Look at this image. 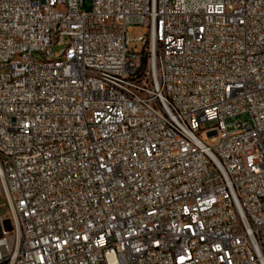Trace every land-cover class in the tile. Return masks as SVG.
Returning <instances> with one entry per match:
<instances>
[{
	"label": "built area",
	"instance_id": "obj_1",
	"mask_svg": "<svg viewBox=\"0 0 264 264\" xmlns=\"http://www.w3.org/2000/svg\"><path fill=\"white\" fill-rule=\"evenodd\" d=\"M0 264H264V0H0Z\"/></svg>",
	"mask_w": 264,
	"mask_h": 264
},
{
	"label": "rangeland",
	"instance_id": "obj_2",
	"mask_svg": "<svg viewBox=\"0 0 264 264\" xmlns=\"http://www.w3.org/2000/svg\"><path fill=\"white\" fill-rule=\"evenodd\" d=\"M144 35V28L140 27V26H134L132 28L131 33L129 34V38L131 40V42H133L135 39L141 37ZM53 52L57 53L60 52L59 48H53ZM36 61H41L42 58L40 56L35 58ZM239 121L241 122H250V118L248 116H242L240 118H238Z\"/></svg>",
	"mask_w": 264,
	"mask_h": 264
}]
</instances>
